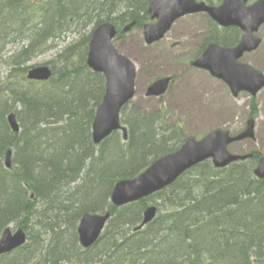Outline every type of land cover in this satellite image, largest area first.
Returning <instances> with one entry per match:
<instances>
[{
    "label": "rangeland",
    "instance_id": "1",
    "mask_svg": "<svg viewBox=\"0 0 264 264\" xmlns=\"http://www.w3.org/2000/svg\"><path fill=\"white\" fill-rule=\"evenodd\" d=\"M47 1L50 2L52 0ZM57 1L55 2L57 3ZM109 1L68 0L66 3H63L64 5L62 8L60 7L61 9L54 2L49 3V5L43 8L27 7L18 13L5 11L0 15V20H4L6 16L12 13L10 19L7 18L8 20L5 21L4 29L0 34V96L6 102V106L2 111L3 113L8 105L11 108H15L17 113H26L25 106L21 103L23 100L26 103H32L34 102L32 101V97H36L35 99L41 98V102L43 103L45 101L49 103L47 99L53 97V99L55 98L59 102L52 105L51 102L54 101H50L49 104L55 109L53 115L59 117L63 110L66 109L65 106L68 105L65 99L68 95L70 100H75L74 105L77 106L81 103H86L89 99L100 100L102 98V93H104L105 89L104 75L96 72L91 76L89 70L86 68V46L89 44L87 41L90 32L94 24L102 16L116 22H121V19L125 21L129 14L144 9L149 4V0ZM79 18L81 20L77 23ZM208 19L205 15H188L183 17L174 23L162 40L150 45L145 43L142 32L139 30L128 32L123 39L120 38L121 40H113L120 52L134 62L137 70L135 81L136 94L120 112L121 126L122 128L127 127L128 122L136 113L146 112L150 114L147 122L150 127L152 126L153 140L156 141V146L146 154L145 158L144 155L140 154L135 156L136 158L133 160L131 168L134 167L140 170L145 166L146 162L153 160L155 154H161L163 151L171 148L176 141L180 140V134L182 136L189 135L200 138L208 131L217 128L228 129L232 134L245 129L248 118L252 114L250 94L240 92L235 97L228 85L222 80L213 77L206 70L191 68L193 66L192 62L196 59L198 46L206 32ZM93 20V24H88ZM81 23L86 25H82ZM7 25L12 27L14 31L6 32ZM258 35L262 37V44L257 50L247 53L244 60L264 72V27L258 31ZM8 64H11L14 69L25 64H50L55 69V73H62L66 78L65 84L68 85V89L66 88V90L72 91L68 95L59 91L54 94L56 88L50 84H38L33 87L22 78L16 80L14 77L9 76L7 71ZM69 71H76V74H69ZM164 76L173 77L171 85L164 96L160 98L146 96L147 86L155 78ZM101 81L103 86L100 89ZM256 100L258 114L254 116L256 118L255 138L236 142L230 147L232 152L245 153L257 150L264 156V88L256 95ZM43 110L44 108L38 115L43 114ZM160 113L161 117H159ZM1 117L0 139L4 136L2 133L3 123ZM23 117L28 119L27 114H24ZM145 129L148 128L141 129L135 135V139L133 138L132 141V148L135 146L137 135L146 132ZM46 132L45 129H37L35 133L38 135L31 136L30 141L37 144L35 148L39 154L41 153L39 135L42 136ZM71 132H73L72 129ZM117 135L123 138V132L119 131ZM174 139L177 140L173 141ZM71 140L76 141V135L73 137L69 136V138L65 137L62 141L55 142L54 146L46 151L42 159L37 160L36 166L40 167L41 164L46 163L47 165L45 166H50L57 170L62 169L65 171L66 179H68L67 182L71 186L80 187L83 178L88 176L89 171L86 163L79 164L80 162L77 160V157L73 155L68 156L64 152L71 145L69 144L72 142ZM84 142L86 143L85 138ZM59 147H61V151L58 150L60 149ZM21 151L22 153H26L25 148H22ZM14 157V153H12L10 158L12 165L7 166L5 150L0 152V207H12V219L7 225L17 228L26 218L24 208L27 195L26 192H23V189L21 190L15 185L17 181L13 172L16 173L17 169L13 161ZM233 165L237 168L235 169L236 172H240L244 176L241 179L242 182L245 178L249 181L254 179L252 174L255 167L254 159H245ZM38 167L32 176L25 178L29 184L35 182L34 180L40 172L37 170ZM32 168L34 167L32 166ZM195 168L198 169L197 167ZM203 175L207 177L206 173H203ZM121 177L124 176L118 175L116 178L121 179ZM248 180L245 179L244 182L246 183H241V185L249 183ZM82 191L79 190L77 193L67 192L66 195L70 198H75L80 196ZM105 194L107 195V193ZM100 198L102 199L100 200ZM102 200L104 201L103 195L90 204L86 211L102 212L106 210L110 202L109 194L104 202ZM174 202L183 205V194H177L174 197ZM13 203H15L14 206ZM41 204L43 207L44 202H41L40 206ZM149 204L156 206V212L152 219L145 224H143L145 219L144 208L140 206L136 207L135 202L127 204L130 208L126 212V215L124 213L122 215L116 214L117 211L108 222L109 228H106L107 230L112 229L111 239L102 242L93 251H88V249H84L81 246L78 231V221L80 219L77 221L78 223L75 228L68 224L70 228L61 233L62 238H60V242L57 244L54 242L53 244L51 240L52 233L48 229H45L44 219L38 213L39 211L35 210L30 216L29 226L27 225L26 227L28 243H30L29 246H32L30 250L34 257L32 264H95L94 262H97L96 260L100 257L110 254L107 248L114 246L112 244L113 239L121 240L124 233H134L136 232L135 228L142 224L145 228H150L151 234H154L153 229L159 226L158 236L161 233L166 235L169 232L177 234V236L184 235L181 232V228L177 227L181 225V220L178 223L173 222V218L167 220L159 218L158 222L155 221L160 215L167 212L166 205L162 204L158 199H149ZM125 208L126 206L123 209ZM182 209L180 208L178 211ZM202 212H208L210 215L215 213L209 208L202 209ZM234 219L235 222H241L238 218ZM226 225H232V220L229 217H226ZM2 231L0 230V235ZM153 237L154 235L142 240L125 242L122 248H126V253L123 255V258L128 260L126 263L132 264L128 258L133 257V253L140 242L144 247L157 249L158 247L151 242ZM251 237L250 235L247 238L250 240ZM190 241L193 243L192 247L194 248L193 253L195 255L199 256L198 250L203 249L204 256H206V261L208 262L206 264H213V262L214 264H232L233 258L236 260L238 256L241 259L239 252L241 247H237L241 243L239 239L233 241L236 242V245L233 247H231L232 243L230 240L226 239L209 244L206 242V239L200 238L198 240L196 235H194ZM162 242L166 243L165 241ZM179 247L176 246L173 251L169 252L170 257L180 258V264H189V261H185V248ZM177 248L181 250L180 255L175 253ZM110 256L116 257V254H110ZM16 257L12 256V258ZM134 260L135 264H138V258ZM21 261L22 259H19L16 262L6 264H21ZM251 264H264V257L260 259L252 257Z\"/></svg>",
    "mask_w": 264,
    "mask_h": 264
},
{
    "label": "trees",
    "instance_id": "2",
    "mask_svg": "<svg viewBox=\"0 0 264 264\" xmlns=\"http://www.w3.org/2000/svg\"><path fill=\"white\" fill-rule=\"evenodd\" d=\"M16 1L17 0H0V15L5 11H11L13 13L23 11L35 0ZM60 7L62 8V6H59V8ZM136 12L129 15L134 16ZM10 15H12V13L6 16L4 20H0V34L4 29L5 21L10 19ZM133 18L137 20V24L139 26L147 21L148 13L144 10L140 15L136 14ZM7 31H11V28L8 25L6 26V32ZM232 31L233 29L231 28H226L224 30L219 29L216 24L213 23L209 35L204 39L205 42L196 55L198 56L201 54L202 50L209 41L215 40L226 44L233 40L235 36ZM70 73L76 74V71H69V74ZM89 74L92 76L95 73L89 70ZM102 80L104 81V79ZM65 81L66 78L64 76L61 77V81H51V83L54 84L52 87L56 88L54 94L59 91L68 95V93L72 91L66 90V88L68 89V85L65 84ZM85 83L87 84V82ZM30 84L33 87L37 86L33 83ZM102 86L103 83L101 81L100 89ZM32 98V101H34L32 103H26L24 100L21 102L25 106L24 109L26 110V113L24 114H31L33 118H38L37 122L33 124L32 129L29 120L23 117V112H19V121L22 130L18 134L12 132L6 119L1 117L3 123L2 133L4 136L0 139V152H3L9 147L13 148L15 156L13 161L15 162L17 169L16 173L13 172L17 181L15 185L17 188L21 190L23 189V192H26L27 195V201L25 202L24 208L26 218L20 226H29V219L32 212L35 210L37 212L39 211L38 213L41 216H44L45 229H48L52 233L51 240L54 244V242L56 243L57 241H60V238H62L61 233H64L70 228L68 224H70L73 228L76 227L78 223L77 221L80 219L82 214L86 211L90 204L97 200L98 197L107 193L106 197L104 196V201L108 198V194H110L109 192H111L113 186L114 178L118 175L124 177L134 176L139 172V170L134 167L131 168L132 162L136 158L135 156L140 154L142 156L144 155L145 158L146 154L156 146V141L153 140L154 134L152 126L150 127L147 122L149 115L146 113H140V115H138L139 113H136L135 116H133L128 122L129 138L126 143L121 142L119 136L118 138L117 135H111L102 142V147L99 146V149L96 150L91 142V121L86 122V120H88L87 116L89 114L94 116L95 108L102 98L100 100H88L86 103L84 102L77 106L74 105L75 100H70L68 95L65 97L68 105L65 106L66 109L63 110L59 117H55L53 115L55 109L52 106L54 103L59 102L58 100L55 98L53 99V97L48 98L47 100L49 103L50 101H54L51 102L52 105H50L46 101L44 103L41 102V98ZM56 98H58V96H56ZM1 100L3 101L4 99L0 97V102ZM5 103L6 102L4 100L0 104V116H3L5 113L2 112L6 106ZM43 108V114L38 115ZM251 108L252 115H256L258 113V107L255 98H252ZM59 109L62 110L61 108ZM5 110H7V107ZM44 111L50 113H46ZM80 113L82 114L79 115ZM73 116H77V123H75V125H72V123L68 121ZM56 123H59L60 125L54 129ZM145 127L148 129H145L146 132L143 134H139L140 136L137 135L135 146L132 148L133 138L135 139V135ZM37 129H45V131H47L42 136L39 135V144L41 148L40 154L35 148L37 144L30 141L32 135H38L35 133ZM71 129L73 132H71ZM75 135L76 141L71 140L72 142L69 143L71 144L69 146L70 149L68 148V150H64V152L67 153L68 156L73 155L77 157V160L80 162L79 164L87 163L91 160L92 167L90 166V170V167H88L89 174L87 177L83 178L81 186L73 188V186L67 182L68 179H66L67 177L64 170H57L51 168L50 166H45L47 165L46 163L43 164L44 166L39 164L40 167H38V165L36 166V163L37 160L42 159L48 149L50 150L54 146L55 142L62 141V139L65 138L64 136L69 138V136L73 137ZM84 138L86 139V143L84 142ZM22 148H25L26 153H22ZM59 148L60 149L58 150L61 151V147ZM156 156H158V154L154 155V157ZM254 156L258 157V153H255ZM147 163L148 162H146L145 165H147ZM32 166L34 168H32ZM37 167V170L40 172L36 176L34 180L35 182L29 184L25 178L32 176ZM196 167L199 170L194 168L188 172V178H179L170 187L153 195L154 199L160 200V202L167 207V212L160 215L155 221L158 222L159 218L162 220L173 218L172 221L178 223V221L181 220V225L177 227L181 228V232L184 234L183 236H177V234L171 232L166 235L161 233L160 236H158L157 233L159 226L153 229L154 234H151L152 231L149 227L143 228L134 233L126 232L121 237V240L118 241L113 239L112 244L114 246L107 248V251H109L110 254H116V257H111L110 254L103 255L96 260L97 262L94 263L123 264L124 262V264H127L126 262L128 260L123 258V255L126 253V248H122L125 242L138 239L142 240L143 238L152 235H154V237L151 242L158 248L154 249L144 247L140 242L133 253V257L128 258L132 264H135V258H138V264L181 263L180 258H171L169 255V252L173 251L176 246L178 248L181 246L182 248H185V251H188V253H185V261H189V264H196V260L199 259V256L193 253V243L190 241L194 235H196L198 240H200V238L206 239V242L209 244L212 242L224 241L225 239L230 240L232 243L231 247L236 245V242L233 241L239 239L241 243L237 247H241L239 251L241 259H239L238 256L236 260L233 258L232 264H251L252 257H255L256 259L264 257V213H262V208H264V180L254 177V179L249 181L245 178L249 181V183L241 185V183L246 182H244L245 179L243 182L241 181L244 176L240 172H236L235 169L237 168L235 165L225 169H216L212 166L211 162L205 161ZM203 173H206L207 177H205ZM79 190L83 191L78 197L70 198L66 195L67 192L77 193ZM240 191H243L242 194L246 192V196L242 201L243 203L241 209L236 208V202H233L234 196ZM255 191L263 192V196L260 198V205H262L260 211H254L250 206V203L253 200L250 194L253 195ZM30 192L34 194L33 199H30ZM177 194H183V205L174 202V197ZM61 196H65L63 202L70 204V207L73 208L75 212L74 217L71 218L69 216H64V208H62L63 210L58 208L60 200L57 199ZM101 199L102 198H100V200ZM41 202H44L43 207L42 204L40 206ZM222 203L224 204L222 205ZM108 204L107 209H112V215H114L117 211L118 212L116 214L122 215L124 213V215H126V212L130 208V206L127 205L126 208L123 209L125 206L117 208L110 202ZM14 205L15 203H13V206ZM145 205H147L145 200H140L138 203H135L136 207L140 206L143 208ZM180 208L183 209L178 211ZM204 208H209L215 213L210 215L208 212H202V209ZM11 214H13L12 207H0V230H3L7 226L8 222L11 221ZM62 217L63 219H61ZM226 217H229V219L232 220L231 226L226 225ZM234 218H238L241 222H235ZM61 220L63 221L60 222ZM5 221L6 223H4ZM106 228H109V226ZM247 235L252 236L250 240L247 238L249 237ZM111 237L112 229H105L104 234L101 235L96 244L92 248L88 249V251H93L102 242L111 239ZM162 241H165L166 243H163ZM29 245L30 243L27 242L25 245L11 253L0 255V264L16 262L19 259H22L20 262L21 264H32L34 257L32 256V251L30 250L32 246ZM178 248L176 251H180ZM12 256L17 257L12 258Z\"/></svg>",
    "mask_w": 264,
    "mask_h": 264
},
{
    "label": "water",
    "instance_id": "3",
    "mask_svg": "<svg viewBox=\"0 0 264 264\" xmlns=\"http://www.w3.org/2000/svg\"><path fill=\"white\" fill-rule=\"evenodd\" d=\"M249 1L251 0H224L220 6L211 7L205 3H196L195 0H152L149 11L159 21L145 26L146 41L151 43L161 38L176 18L189 12L208 11L221 25H237L245 34L235 47L212 43L194 65L208 69L214 76L223 79L234 96L241 91L256 95L264 87V73L239 59L261 42V38L254 33L264 23V0H256L252 4H248ZM129 27L130 25L126 29ZM115 33L112 24L104 23L94 31L90 43L88 63L106 75L105 95L93 123L95 142L103 140L120 127V109L134 95L136 67L112 45L111 39ZM50 75L48 66H38L30 69L28 77L47 79ZM169 80V77L158 79L149 86L148 94H162L167 89ZM7 119L13 131H18L16 114H9ZM253 136L254 118H250L246 130L237 136L232 137L228 131L216 129L200 140L190 138L176 151L155 160L138 176L118 180L112 190V202L122 206L140 200L172 184L185 171L208 158H213L218 167L245 159L248 155L232 154L227 145L234 140ZM10 154L11 150H8V165ZM255 172L264 178V157L259 159ZM155 212L156 207L149 206L144 212L143 224L151 220ZM110 215L109 211L104 214L87 212L83 215L78 229L83 246L90 247L97 242ZM25 241L26 233L23 228H18L14 233L11 228H6L0 240V253L10 252L22 246Z\"/></svg>",
    "mask_w": 264,
    "mask_h": 264
},
{
    "label": "bare ground",
    "instance_id": "4",
    "mask_svg": "<svg viewBox=\"0 0 264 264\" xmlns=\"http://www.w3.org/2000/svg\"><path fill=\"white\" fill-rule=\"evenodd\" d=\"M18 1H20V0H17L16 2H18ZM68 0H59V2H58V4H59V6H63L64 4L63 3H66ZM111 1V0H110ZM109 1V2H110ZM102 18V19H101ZM98 21H99V23L100 24H104V22H102V21H104V19H106L105 18V16H102ZM81 19L79 18L78 20H77V23L80 21ZM94 23V20L92 21V22H90V23H88V24H93ZM82 25H86V24H84V23H81ZM92 30H93V28H92ZM92 30H91V32H92ZM91 32H90V34H91ZM89 37H90V35H89ZM88 43H91V41H90V38H88V41H87ZM30 48H31V46H29ZM35 48H36V46H35ZM31 66L32 65H22V66H19L18 68H16V69H14V67H12L11 66V64L9 65L8 64V69H7V71H8V73H9V76H11V77H14L16 80H18L19 78H25V73H26V71L27 70H30L31 69ZM15 70H16V72H15ZM15 72V73H14ZM18 73H21L20 75H19V77L17 76V74ZM89 100H93V99H89ZM5 112H6V110H5ZM24 114V113H23ZM82 113H80L79 115H81ZM96 115H97V108H96ZM138 115H140V113L138 114ZM32 117V118H31ZM76 117L77 116H73V117H71V119L70 120H68V121H70L71 123H72V125H75V123H77V121H76ZM87 118H88V120H86V122H89V121H91V122H93L94 121V119H95V116H91V114H89L88 116H87ZM28 120H29V123H30V126H31V129L33 128V124L35 123V122H37V120H38V118H33V116L30 114V115H28ZM60 124L59 123H56L55 124V127H54V129H56L57 128V126H59ZM63 125V124H62ZM93 126H94V124H93ZM92 126V127H93ZM30 128V127H29ZM58 129H61V128H58ZM21 130H22V127L21 128H19V130L18 131H15L14 133H20L21 132ZM123 131L125 132V133H127V127H125V128H123ZM118 134V132L117 131H114V132H112V134L111 135H117ZM67 136V135H66ZM66 136H64V137H66ZM119 135H117V137H118ZM119 138V137H118ZM91 139H92V143H93V146L95 147V149L96 150H98L99 149V146H101L102 147V142L101 141H99V142H95V140H94V135H91ZM178 139V138H177ZM177 139H175V140H177ZM183 139V136L180 134V140H182ZM175 140H173V141H175ZM180 140H178V141H176L175 142V144H173V145H178V144H180L179 142H180ZM111 147V146H110ZM10 149L11 150H13V148L12 147H10ZM14 151V150H13ZM87 166L88 167H90L91 166V160L90 161H88L87 163ZM92 167V166H91ZM91 167L89 168V170L91 169ZM146 167V165L144 166V167H142L140 170H139V172L138 173H141L142 171H143V169ZM188 173H184V174H182L181 176H180V178H188ZM128 178H130L131 176H127ZM117 179V178H116ZM116 179H113V180H116ZM99 180V179H98ZM97 180V181H98ZM104 185H106V184H104ZM170 185H168V186H166V187H169ZM74 187V186H73ZM84 188V187H83ZM213 190H215V189H213ZM213 190H211V191H213ZM242 192L243 191H240V192H238L237 193V195H235L234 196V201L233 202H236V205H237V207L236 208H239V209H241V207H242V201H243V198L246 196V192H244V194H242ZM103 195V197L104 196H106V194L104 193V194H102ZM250 196H251V198H253V200H252V202L250 203L251 205V207H252V209L254 210V211H260L261 210V206L262 205H260V198H261V196H263V192H261V191H255L254 193H253V195H251L250 194ZM66 198H68V197H66ZM65 199V196H61V197H59L57 200H60V205H58V208H60L61 210H63L62 208H64V213H63V215L64 216H69V217H74L75 215V212H74V210H73V208L72 207H70V204H68V203H64L63 202V200ZM140 200H142V199H140ZM140 200H137V201H133V202H135V203H138ZM132 202V203H133ZM147 203V207H143L144 208V211L149 207V206H151L148 202H146ZM224 203H222V205H223ZM221 205V204H220ZM221 205V206H222ZM115 207H118L117 205H114ZM264 206V205H263ZM57 208V209H58ZM262 213H264V208H262ZM95 213H103V212H95ZM42 218L44 219V216H42ZM145 224V223H144ZM108 226V221L106 222V224H105V226H104V228L102 229V231H101V235H103L104 234V231H105V229H106V227ZM144 228H145V226H144ZM136 231H138L137 229H136ZM60 241H57L56 242V244L57 243H59ZM177 255H180L181 254V250L180 251H176L175 252ZM184 253H188V251H185ZM198 254H199V259L198 260H196V264H206V263H208L207 261H206V256H204V251H203V249H199L198 250ZM58 258H60V257H58ZM175 264H180V263H175Z\"/></svg>",
    "mask_w": 264,
    "mask_h": 264
},
{
    "label": "flooded vegetation",
    "instance_id": "5",
    "mask_svg": "<svg viewBox=\"0 0 264 264\" xmlns=\"http://www.w3.org/2000/svg\"><path fill=\"white\" fill-rule=\"evenodd\" d=\"M196 1V3H207V4H211V5H216V4H221L222 2H223V0H216V1H212V0H195ZM207 14V13H206ZM193 15H201V16H203V15H205V14H203V12H197V13H193V14H190V16H193ZM151 17H148V19H147V22H150V23H155L156 21H157V19L156 18H153L152 17V15H150ZM186 16H188V15H183V16H180V17H178V18H176L175 19V22L177 21V20H179V19H181V18H183V17H186ZM215 24V23H214ZM216 26L218 27V25L216 24ZM262 27H264V25L262 24V25H260V28L259 29H261ZM219 29H222V30H224V29H226V28H231V29H233V33H234V39L233 40H231V41H229L228 43H226V44H223V43H220L219 41H209L208 42V44L205 46V48L202 50V52L206 49V47L207 46H209L210 44H212V43H217V44H221V45H223V46H227V47H235L239 42H240V40H241V38H242V36L245 34V32L239 27V26H237V25H231V26H228V27H223V26H220V27H218ZM209 32H210V30H209ZM204 42H205V40L204 41H202V43H200L199 44V46H198V48H199V50L202 48V45L204 44ZM201 52V53H202ZM251 52H253V51H251ZM246 53H250V52H246ZM246 53L244 54V57H245V55H246ZM194 68H197V69H202V68H198V67H194ZM172 79H173V77H171V81H172ZM170 85H171V82H170ZM169 89V88H168ZM168 91V90H167ZM166 91V92H167ZM162 96H164V95H162ZM162 96H152V95H149V97H157V98H160V97H162ZM159 117H161V113L159 114ZM187 136H189V135H184L183 136V139L184 138H186ZM168 151H171V150H168ZM168 151H165V152H163V153H166V152H168ZM163 153H161V154H159V156L160 155H162ZM179 179V178H178Z\"/></svg>",
    "mask_w": 264,
    "mask_h": 264
}]
</instances>
